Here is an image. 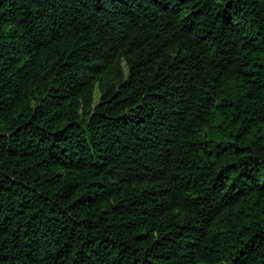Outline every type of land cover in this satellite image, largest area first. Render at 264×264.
<instances>
[{"label":"trees","instance_id":"obj_1","mask_svg":"<svg viewBox=\"0 0 264 264\" xmlns=\"http://www.w3.org/2000/svg\"><path fill=\"white\" fill-rule=\"evenodd\" d=\"M0 264H264V0H0Z\"/></svg>","mask_w":264,"mask_h":264}]
</instances>
